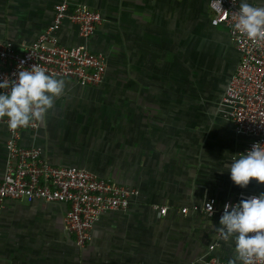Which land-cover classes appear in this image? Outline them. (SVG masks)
<instances>
[{
	"label": "crops",
	"instance_id": "1",
	"mask_svg": "<svg viewBox=\"0 0 264 264\" xmlns=\"http://www.w3.org/2000/svg\"><path fill=\"white\" fill-rule=\"evenodd\" d=\"M60 1L0 0V40L21 50L52 23ZM76 1L98 11L101 23L84 40L64 20L57 36L62 45L104 54L103 80L83 86L59 78L65 93L21 143L40 147L50 164L89 170L139 194L126 209L101 213L82 247L65 230L67 204L2 200L0 264L229 261L234 241L218 237L212 225L220 227L221 216L202 204L239 202L264 192V183L241 188L228 172L250 138L235 133L220 103L239 61L226 28L210 23L208 0ZM6 138L0 123V175Z\"/></svg>",
	"mask_w": 264,
	"mask_h": 264
},
{
	"label": "built area",
	"instance_id": "2",
	"mask_svg": "<svg viewBox=\"0 0 264 264\" xmlns=\"http://www.w3.org/2000/svg\"><path fill=\"white\" fill-rule=\"evenodd\" d=\"M208 6L210 23L226 28L239 53V61L225 85L220 103L228 108L235 133L250 138L245 153L254 143L264 145V41H249L234 30V17L239 13L237 0L234 4L232 0H208ZM254 6H264V3ZM64 20L75 24L78 36L87 40L101 23V15L85 3L61 0L55 6L52 23L21 50H17L12 41L0 40V80L5 76L15 79L13 74L21 70L22 63L24 68L38 65L56 78L71 79L83 86L99 85L106 71V56L86 45H62L57 31ZM0 123L7 128L6 159L0 175V202L4 199H39L47 203L67 204L65 230L74 236L79 247L90 239L92 225L101 213L124 210L131 199L138 196L136 188L102 178L89 170L50 164L43 158L40 147L22 144V134L37 130L40 121L15 130L9 127L7 117L0 119ZM209 203L212 204V213L207 207ZM225 203L238 202L226 200L217 207L215 198L211 197L204 200L202 209L208 215L221 216ZM166 209L160 207L162 215L166 214ZM186 210V207L181 209L182 212ZM213 247L211 245L210 249ZM202 264H228V261L210 255L202 258Z\"/></svg>",
	"mask_w": 264,
	"mask_h": 264
},
{
	"label": "clouds",
	"instance_id": "3",
	"mask_svg": "<svg viewBox=\"0 0 264 264\" xmlns=\"http://www.w3.org/2000/svg\"><path fill=\"white\" fill-rule=\"evenodd\" d=\"M234 21V30L249 41H264V6L239 0ZM13 75L15 79L5 76L0 80V119L7 117L9 127L15 130L43 121L55 100L65 93L66 82L38 65L24 68L21 63V70ZM228 172L241 188L253 179L264 183V145L254 143L251 150L234 157ZM207 207L212 213V204ZM219 225L212 226L220 238L234 241V257L228 264H264V192L238 203H225Z\"/></svg>",
	"mask_w": 264,
	"mask_h": 264
}]
</instances>
